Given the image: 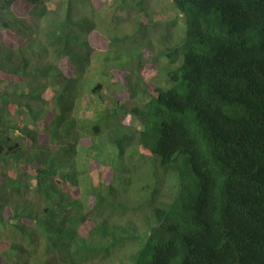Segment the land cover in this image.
I'll return each mask as SVG.
<instances>
[{
    "label": "trees",
    "instance_id": "1",
    "mask_svg": "<svg viewBox=\"0 0 264 264\" xmlns=\"http://www.w3.org/2000/svg\"><path fill=\"white\" fill-rule=\"evenodd\" d=\"M101 3L0 0V264H264V0H172L185 37L145 98L87 80L130 37L96 32ZM132 153L153 165L137 214L114 183Z\"/></svg>",
    "mask_w": 264,
    "mask_h": 264
},
{
    "label": "rangeland",
    "instance_id": "2",
    "mask_svg": "<svg viewBox=\"0 0 264 264\" xmlns=\"http://www.w3.org/2000/svg\"><path fill=\"white\" fill-rule=\"evenodd\" d=\"M102 3L98 6L95 14V19L97 21L96 32L101 36L106 38L115 37L122 38L129 34V38L123 39L124 42L114 41V43L109 44L106 49H97L93 53L91 59L90 73L87 75V80L93 78V81L89 82L93 85L97 82V79L103 81L104 84H117V80L113 82V77L111 74L107 73L109 71L118 70L117 72H125L129 74L125 77L127 81V88L132 94H136L137 98H145L148 96V91L150 90V85L161 86L164 89L171 86V82L167 78V73L171 67L167 57L164 55L169 49L182 42L185 37L186 23L183 15L174 9L172 0H101ZM55 1H49L48 6L53 7ZM157 11V21H155L153 15L154 11ZM146 18V22L142 19ZM149 33L154 35H160L159 37H151ZM173 34V37L171 36ZM151 40V41H150ZM145 49L154 52L157 51L158 55L154 58H149L144 52ZM122 51L121 55L118 51ZM6 50H3V52ZM155 53V52H154ZM147 65V66H146ZM145 66L144 68H142ZM156 67V75L150 77L152 72L146 71L147 67ZM146 71V72H145ZM161 84V85H160ZM124 86V85H123ZM119 90L122 89L118 87ZM24 121L30 125H34L33 119L37 120L40 118V109L36 108L33 112L29 114L24 112ZM125 116L126 121L132 125L138 126V121L129 111H119V116ZM73 116L75 114L73 112ZM81 116L77 119L79 123ZM111 123L115 119L111 116ZM33 123V124H32ZM139 127V126H138ZM81 135L86 134L85 139L89 135H93L90 129H81ZM107 136L96 135L100 139L98 144L103 147H97V151L94 154L102 153L103 148H108L104 142H109L111 137L109 132L106 133ZM83 138V139H84ZM116 137L113 136V139ZM81 149V148H80ZM95 150V149H94ZM136 152V151H134ZM105 154V151H103ZM85 156L89 157L91 152L84 149ZM184 158V156H180ZM83 160V158H82ZM125 161L130 163V167L126 170H122V180H114L116 184V189L124 190L122 198L125 204V210L131 214L139 213L143 208H146L147 204L144 206L138 204L139 200H143L144 197L149 196L144 195L142 190L143 186L147 184L150 179H154L151 171L153 170L152 164L144 156L140 154H134L130 157H125ZM115 165H123L122 158L116 157L112 161ZM179 171L186 172V163L184 161H179ZM150 168V173L147 171ZM131 169V170H130ZM142 176V179L138 175ZM140 182V183H139ZM167 184V181H166ZM128 194V196H126ZM142 202V201H141ZM140 202V203H141ZM137 205V206H136ZM134 230V229H133ZM125 251V250H124ZM122 251L120 254L123 255Z\"/></svg>",
    "mask_w": 264,
    "mask_h": 264
}]
</instances>
